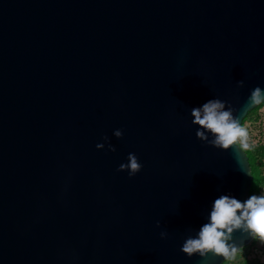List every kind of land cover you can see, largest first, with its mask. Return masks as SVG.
I'll return each instance as SVG.
<instances>
[{
	"label": "water",
	"instance_id": "95a60500",
	"mask_svg": "<svg viewBox=\"0 0 264 264\" xmlns=\"http://www.w3.org/2000/svg\"><path fill=\"white\" fill-rule=\"evenodd\" d=\"M257 86L264 0H0V264H222L181 247L252 177L191 109Z\"/></svg>",
	"mask_w": 264,
	"mask_h": 264
},
{
	"label": "clouds",
	"instance_id": "9594fccd",
	"mask_svg": "<svg viewBox=\"0 0 264 264\" xmlns=\"http://www.w3.org/2000/svg\"><path fill=\"white\" fill-rule=\"evenodd\" d=\"M244 86V80L237 81L238 88ZM256 109H264V89L259 86L251 90L244 105L239 109L245 113L243 117L236 115L238 110L227 101L219 98L209 99L203 105L191 109V116L194 118L192 124L199 126L196 137L217 149H233L246 158L251 147V137L243 121L251 110ZM113 135L122 138L123 131L117 129ZM103 141L96 145L97 149H104L107 145L108 151H116L107 136L103 137ZM127 161L121 163L117 171H127L131 178L141 171L142 165L134 153L128 154ZM246 162L248 175L252 177L247 158ZM159 226L158 221L157 227ZM237 230L264 245V187L260 188V194L252 193L244 201L228 194L216 198L211 206L208 221L200 227L195 236L185 239L181 252L189 258L198 254L202 260L209 254L225 259L235 256L239 247L230 241ZM166 235L161 232V238Z\"/></svg>",
	"mask_w": 264,
	"mask_h": 264
},
{
	"label": "trees",
	"instance_id": "16d2710c",
	"mask_svg": "<svg viewBox=\"0 0 264 264\" xmlns=\"http://www.w3.org/2000/svg\"><path fill=\"white\" fill-rule=\"evenodd\" d=\"M258 110V109H256ZM255 110H251L243 121L251 137V147L247 155L251 167L252 182L249 195L252 193L260 194V188L264 187V113L252 115ZM252 240L251 243H253ZM264 253V248H262ZM259 259H248V255L243 253L239 256L227 258L222 264H258Z\"/></svg>",
	"mask_w": 264,
	"mask_h": 264
},
{
	"label": "rangeland",
	"instance_id": "374dc122",
	"mask_svg": "<svg viewBox=\"0 0 264 264\" xmlns=\"http://www.w3.org/2000/svg\"><path fill=\"white\" fill-rule=\"evenodd\" d=\"M264 113V109H258L253 112L252 115H259ZM262 248H264V245H262L258 240L253 241V243H250L244 248V251H239L237 254L239 256H242L243 253L248 255V259H263L264 253Z\"/></svg>",
	"mask_w": 264,
	"mask_h": 264
},
{
	"label": "crops",
	"instance_id": "0c3cea01",
	"mask_svg": "<svg viewBox=\"0 0 264 264\" xmlns=\"http://www.w3.org/2000/svg\"><path fill=\"white\" fill-rule=\"evenodd\" d=\"M258 264H264V258L258 260Z\"/></svg>",
	"mask_w": 264,
	"mask_h": 264
}]
</instances>
